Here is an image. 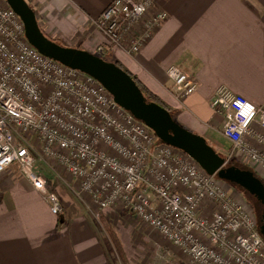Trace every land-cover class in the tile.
Instances as JSON below:
<instances>
[{
    "label": "built area",
    "instance_id": "obj_1",
    "mask_svg": "<svg viewBox=\"0 0 264 264\" xmlns=\"http://www.w3.org/2000/svg\"><path fill=\"white\" fill-rule=\"evenodd\" d=\"M151 9L153 0H112L94 20L105 40L95 54L107 48L138 53L167 19L158 10L146 20ZM166 73L175 99L197 90L188 71L172 66ZM210 107L223 117L229 158L264 180V107L224 86ZM37 160L75 180L77 195L99 209H124L152 227L187 264H264L257 216L231 196L233 186L162 144L95 79L41 55L26 40L18 15L0 0V176L16 165L59 217L61 201L35 173Z\"/></svg>",
    "mask_w": 264,
    "mask_h": 264
},
{
    "label": "crops",
    "instance_id": "obj_2",
    "mask_svg": "<svg viewBox=\"0 0 264 264\" xmlns=\"http://www.w3.org/2000/svg\"><path fill=\"white\" fill-rule=\"evenodd\" d=\"M26 1L48 38L94 54L105 42L94 20L112 0ZM153 3L145 19L158 10L167 19L154 28L144 47L130 56L114 48H107V54L157 95L181 126L204 137L218 152L229 153L231 144L221 133L223 117L213 112L210 102L224 86L264 107V0ZM172 66L189 72L197 85L193 94L174 98L166 73ZM38 162L49 168L48 189L58 196L63 211L53 216L43 195L16 165L9 166L0 176V264H119L98 217L108 221L125 253L126 231L133 230L130 222L141 223L124 209H99L87 196L77 195L75 180L64 175L67 181L61 182L56 177L59 168Z\"/></svg>",
    "mask_w": 264,
    "mask_h": 264
},
{
    "label": "water",
    "instance_id": "obj_3",
    "mask_svg": "<svg viewBox=\"0 0 264 264\" xmlns=\"http://www.w3.org/2000/svg\"><path fill=\"white\" fill-rule=\"evenodd\" d=\"M5 1L23 23L26 40L41 55L95 79L118 106L151 129L162 144L184 152L207 175H214L219 180L238 187L254 199L260 206L259 233L264 239V184L252 171L227 165L225 159L204 137L181 126L166 108L146 101L130 73L116 63L48 38L40 29L35 12L26 0Z\"/></svg>",
    "mask_w": 264,
    "mask_h": 264
},
{
    "label": "rangeland",
    "instance_id": "obj_4",
    "mask_svg": "<svg viewBox=\"0 0 264 264\" xmlns=\"http://www.w3.org/2000/svg\"><path fill=\"white\" fill-rule=\"evenodd\" d=\"M104 56L109 57L110 55H107V52H105ZM171 114L174 116L172 111ZM208 144L212 146L214 150L226 160L227 165L231 164L241 167L240 165H238L237 162L229 158L228 153L226 152L220 153L212 144L210 143ZM38 161L39 160H37L35 163L34 171L38 173V174L36 173L38 176L45 178L48 176L46 175L47 171L50 172L49 168L46 165H43L44 163L41 164V162ZM57 173H56V177L59 181L61 182L67 181V177L64 176L62 172L59 171ZM230 188H231L230 189L231 196L234 199L236 194L240 200H242L244 203H246L249 207L252 208L249 201L246 200V198L243 195H241L234 187H230ZM130 223H132L129 225H131V228H133V230L129 231L128 229L126 231V236H125V242H126L125 249L129 264H187V259L183 255L182 251L172 247L152 227L144 223L141 224L133 223V222ZM114 257L116 259L117 256ZM119 264L121 263L119 262Z\"/></svg>",
    "mask_w": 264,
    "mask_h": 264
},
{
    "label": "trees",
    "instance_id": "obj_5",
    "mask_svg": "<svg viewBox=\"0 0 264 264\" xmlns=\"http://www.w3.org/2000/svg\"><path fill=\"white\" fill-rule=\"evenodd\" d=\"M54 41H56V40H54ZM56 42H58V41H56ZM58 43L61 44V42H58ZM107 55H109V54H107ZM99 57H102L106 61L114 62V63H116L118 66H120L122 68V66L118 62L113 61L110 58V56L109 57L108 56L106 57V56L103 55V56H99ZM125 71H127V70H125ZM130 75L132 76V78L134 79V81L136 82V84L138 85V87L140 88V90L143 93L146 101H148V102H155V103L161 105L162 107L166 108L171 113L169 107L165 103H163V101L160 100L157 95H155L154 93L150 92L146 87H144L141 84V82L139 80H137V78L135 76H133L132 74H130ZM172 117L175 120V117L173 115H172ZM229 165H231V164H229ZM238 165L241 166L240 168H243V169L252 171L254 173V175L256 177H258V179H260L262 181V183L264 184V180L259 175H257V173L255 171H253V169L249 165H247V164H241V163H238ZM233 187L241 195H243L246 198V200L249 201V203L252 206V209L254 210V212H255V214L257 216V219L259 221L258 213H259L260 206L256 203V201L254 199L248 197V195L244 191H242L238 187H235V186H233ZM98 218H99V220H100V222H101L104 230L106 231V233H107V235H108L111 243H112V246H113V248H114V250H115V252H116V254H117V256H118V258L120 260V263L121 264H129V261H128V258L126 256V253L123 250V246H122V244H121V242H120V240H119L116 232L113 230V228L111 227V225L108 223V221H106V219L104 217L99 216Z\"/></svg>",
    "mask_w": 264,
    "mask_h": 264
}]
</instances>
